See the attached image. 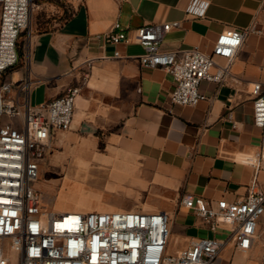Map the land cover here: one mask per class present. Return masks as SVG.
<instances>
[{
  "label": "crops",
  "instance_id": "0c3cea01",
  "mask_svg": "<svg viewBox=\"0 0 264 264\" xmlns=\"http://www.w3.org/2000/svg\"><path fill=\"white\" fill-rule=\"evenodd\" d=\"M262 1L81 0L71 17L34 34L29 60L7 74L9 79L17 73L15 90L29 76L30 105L38 107L71 86L81 88L71 128L53 135L49 163L59 179L44 192L50 208L56 213L168 212L172 235L180 237L178 251L192 239L225 238L182 200L193 195L213 204L233 202L246 196L253 180L254 170L242 157L258 151L262 138L251 93L255 81H264ZM254 21L262 33L246 36L227 81L201 82L206 98L195 106L172 104V76L140 64L144 49L134 34L143 25L179 22L166 34L162 50L197 46L211 53L220 33ZM116 22L133 40L103 46L96 37ZM115 50L120 57H113ZM216 61L227 64L221 57ZM57 204L76 210H57Z\"/></svg>",
  "mask_w": 264,
  "mask_h": 264
},
{
  "label": "built area",
  "instance_id": "2783aa9c",
  "mask_svg": "<svg viewBox=\"0 0 264 264\" xmlns=\"http://www.w3.org/2000/svg\"><path fill=\"white\" fill-rule=\"evenodd\" d=\"M259 12L264 14V0ZM31 13L32 0H0V264H231L232 255L223 257V250L230 248L232 254L253 251L264 221V81H255L251 87L254 122L262 138L258 151L242 157V163L254 170L246 196L215 204L193 195L182 200L210 230L221 229L228 235L192 239L177 254H170L168 212L56 213L48 196L32 185L40 176V162L52 150L54 133L71 128L81 88L71 86L64 95L32 107V82L26 76L12 98L14 84L7 74L22 62V53L24 60L30 58ZM177 26L179 22L143 25L135 29L134 41L144 49L139 57L143 67L162 68L174 79L170 102L186 106L206 98L199 89L201 82L227 81L246 36L262 33L254 21L250 27L220 33L211 53L197 46L162 50L166 34ZM26 33L24 45L21 38ZM96 39L103 46L133 40L120 22ZM120 56L115 50L113 57ZM216 57L226 59L227 64L217 63ZM4 116L19 117L20 127L3 122ZM257 264H264V258Z\"/></svg>",
  "mask_w": 264,
  "mask_h": 264
},
{
  "label": "rangeland",
  "instance_id": "374dc122",
  "mask_svg": "<svg viewBox=\"0 0 264 264\" xmlns=\"http://www.w3.org/2000/svg\"><path fill=\"white\" fill-rule=\"evenodd\" d=\"M81 0H32V13H31V31L32 34L39 33V30L43 27H51L53 28L56 24H60L65 21L66 17H68L71 13L75 11L78 3ZM35 36V35H34ZM34 36L31 39V50L33 49V45L35 43ZM22 42L27 44V33L22 35ZM22 61L24 62V53H22ZM8 81L12 82L14 85L11 95L12 98L16 97L17 91L15 87L18 86L17 73H14L13 77L9 78ZM3 122H11L13 125L20 127V118L13 117L8 118L7 116L3 117ZM49 156H45V158L40 162V176L37 180L32 182V185L43 192H48L50 187L52 186V182L58 180L59 173L57 170L53 168L49 163ZM65 180V179H64ZM57 210H69L71 208L66 204H57L55 206ZM113 212V211H112ZM172 219L170 222V227L172 225ZM258 237L257 244L253 251L249 253H231V249L227 248L223 251V255L227 258L229 255H232L231 264H257L264 258V221L258 227ZM226 236L227 232H223ZM179 236L172 235L169 241L168 252L170 254H177L178 244H179ZM180 251V250H179ZM9 254H13L9 252ZM231 257V256H230ZM229 259V258H228ZM221 263V261H219ZM223 264H227L226 262H222ZM221 263V264H222Z\"/></svg>",
  "mask_w": 264,
  "mask_h": 264
},
{
  "label": "trees",
  "instance_id": "16d2710c",
  "mask_svg": "<svg viewBox=\"0 0 264 264\" xmlns=\"http://www.w3.org/2000/svg\"><path fill=\"white\" fill-rule=\"evenodd\" d=\"M73 13H74V12H73ZM73 13H71L68 17H66V19H68L69 17H71V16L73 15ZM66 19H65V20H66ZM50 29H51V27H49V28H48V27H46V28L43 27L42 29L39 30V33H41V32H47V31L50 30Z\"/></svg>",
  "mask_w": 264,
  "mask_h": 264
},
{
  "label": "bare ground",
  "instance_id": "6f19581e",
  "mask_svg": "<svg viewBox=\"0 0 264 264\" xmlns=\"http://www.w3.org/2000/svg\"><path fill=\"white\" fill-rule=\"evenodd\" d=\"M224 251V250H223ZM223 251H222V253H223ZM222 253H221V255H222Z\"/></svg>",
  "mask_w": 264,
  "mask_h": 264
}]
</instances>
